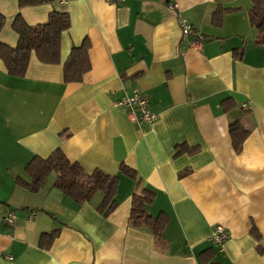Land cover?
I'll return each mask as SVG.
<instances>
[{
  "label": "crops",
  "instance_id": "crops-1",
  "mask_svg": "<svg viewBox=\"0 0 264 264\" xmlns=\"http://www.w3.org/2000/svg\"><path fill=\"white\" fill-rule=\"evenodd\" d=\"M218 6L233 8L219 24L212 19ZM250 6L59 0L19 8L18 0H0V41L12 47L17 13L28 25L52 10L70 18L57 63L32 52L15 77L0 59V264H201L200 252L211 246L221 264H264V45L254 43ZM180 19L203 34L199 49L181 36ZM84 38L89 69L65 82L63 63ZM135 87L154 121L135 122L116 104ZM239 118L250 132L235 151L229 124ZM55 149L89 173L117 175L109 215L97 210L101 192L76 203L54 185V172L35 192L17 183L28 181L32 156ZM144 188L154 193L148 212L167 217L164 247L128 222L132 195ZM7 211L12 226L2 219ZM217 225L228 232L221 244L211 241ZM52 230L47 245L43 236Z\"/></svg>",
  "mask_w": 264,
  "mask_h": 264
},
{
  "label": "trees",
  "instance_id": "trees-1",
  "mask_svg": "<svg viewBox=\"0 0 264 264\" xmlns=\"http://www.w3.org/2000/svg\"><path fill=\"white\" fill-rule=\"evenodd\" d=\"M54 1L59 0H18V7ZM230 10L233 8L218 6L212 15L213 21L219 24L222 13ZM248 16L250 24L257 32L254 43L264 45V0H251ZM4 21L5 18L0 13V30ZM69 25V15L63 11L52 10L45 22L36 25H28L17 13L12 22V29L17 35L16 45L12 47L0 41V59L7 73L15 77H22L32 52L42 63H57L60 58L61 33ZM89 45V41L84 38L79 45L71 47L63 63V80L65 82L81 80L82 75L89 69ZM243 109L244 113L248 112L247 108ZM249 132L250 129L241 118L229 124V134L235 151L240 150L241 144ZM120 169L128 176L134 174V170L125 165L121 166ZM25 172L29 178L28 181L19 178L17 183L31 192L37 191L48 174L54 172L56 175L54 185L76 203L88 201L96 192H101V200L97 210L103 216L109 215L117 204L115 197L118 183L117 175H110L101 170L89 173L79 163L69 161L60 149H55L46 158L32 156L25 165ZM153 197V191L148 188L132 195L128 222L134 228L146 227L152 234L155 244L164 247L167 244L163 235L167 217L163 212L156 215H151L148 212L147 208ZM55 235L56 230H52L43 236L45 238L43 240L49 245ZM215 254L212 246L203 249L200 252L201 264H221L215 260Z\"/></svg>",
  "mask_w": 264,
  "mask_h": 264
},
{
  "label": "built area",
  "instance_id": "built-area-1",
  "mask_svg": "<svg viewBox=\"0 0 264 264\" xmlns=\"http://www.w3.org/2000/svg\"><path fill=\"white\" fill-rule=\"evenodd\" d=\"M110 2H122L124 0H107ZM171 7L177 8L175 3ZM179 28L181 36L187 38L188 43L193 48L199 49L204 39L203 34L197 30L185 19L179 20ZM116 104L123 107L131 120L135 122H152L156 115L150 110L147 98L140 92L138 88H132L130 93L124 94ZM243 108H247V103H242ZM1 212V209H0ZM2 219L7 226H12L15 222V215L11 211H7ZM228 232L220 225L215 227L211 235V241L214 244H221L227 238ZM7 258L11 259L10 256Z\"/></svg>",
  "mask_w": 264,
  "mask_h": 264
}]
</instances>
